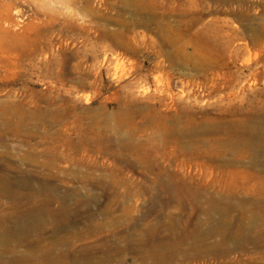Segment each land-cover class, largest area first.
<instances>
[{
    "label": "rangeland",
    "instance_id": "1",
    "mask_svg": "<svg viewBox=\"0 0 264 264\" xmlns=\"http://www.w3.org/2000/svg\"><path fill=\"white\" fill-rule=\"evenodd\" d=\"M20 2L0 264H264V0Z\"/></svg>",
    "mask_w": 264,
    "mask_h": 264
},
{
    "label": "bare ground",
    "instance_id": "2",
    "mask_svg": "<svg viewBox=\"0 0 264 264\" xmlns=\"http://www.w3.org/2000/svg\"><path fill=\"white\" fill-rule=\"evenodd\" d=\"M20 1L21 0H0V12L3 11L4 12L3 14L5 15V17H7L8 20L12 21L13 18L10 14L12 10L15 9V13L18 15L26 12V7ZM1 7H3V9H1ZM191 195H193V193ZM40 252L43 253V255H45V254H48L49 250L47 248L41 247ZM84 264H110V262L105 259H102L99 261L88 260L87 262H84ZM142 264H146V261L143 260Z\"/></svg>",
    "mask_w": 264,
    "mask_h": 264
}]
</instances>
